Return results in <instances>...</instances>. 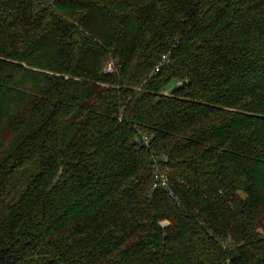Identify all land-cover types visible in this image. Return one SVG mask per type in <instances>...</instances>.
Instances as JSON below:
<instances>
[{"label": "trees", "instance_id": "trees-1", "mask_svg": "<svg viewBox=\"0 0 264 264\" xmlns=\"http://www.w3.org/2000/svg\"><path fill=\"white\" fill-rule=\"evenodd\" d=\"M0 264H264V0H0Z\"/></svg>", "mask_w": 264, "mask_h": 264}, {"label": "rangeland", "instance_id": "rangeland-1", "mask_svg": "<svg viewBox=\"0 0 264 264\" xmlns=\"http://www.w3.org/2000/svg\"><path fill=\"white\" fill-rule=\"evenodd\" d=\"M176 86H177V82H172V83H170L169 86L167 87L166 92H167V93H170V90L173 89V88L176 87ZM163 225H164V226H167L168 223H164Z\"/></svg>", "mask_w": 264, "mask_h": 264}, {"label": "built area", "instance_id": "built-area-1", "mask_svg": "<svg viewBox=\"0 0 264 264\" xmlns=\"http://www.w3.org/2000/svg\"><path fill=\"white\" fill-rule=\"evenodd\" d=\"M167 56H164L163 57V62H162V64H164V63H166L167 62ZM161 64V65H162ZM109 70H111V68H109ZM160 70V66H158L157 68H156V70H155V72H158ZM177 85H181V83H177ZM146 140V142L148 141L147 139H145Z\"/></svg>", "mask_w": 264, "mask_h": 264}]
</instances>
